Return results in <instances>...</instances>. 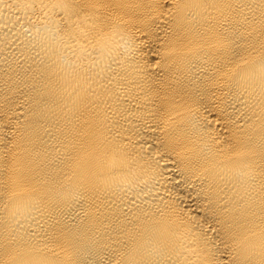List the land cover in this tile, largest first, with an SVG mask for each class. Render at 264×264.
<instances>
[{
    "label": "bare ground",
    "instance_id": "obj_1",
    "mask_svg": "<svg viewBox=\"0 0 264 264\" xmlns=\"http://www.w3.org/2000/svg\"><path fill=\"white\" fill-rule=\"evenodd\" d=\"M0 264H264V0H0Z\"/></svg>",
    "mask_w": 264,
    "mask_h": 264
}]
</instances>
